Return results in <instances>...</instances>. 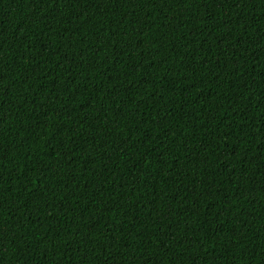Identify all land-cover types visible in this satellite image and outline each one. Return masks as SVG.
<instances>
[{"label":"trees","instance_id":"1","mask_svg":"<svg viewBox=\"0 0 264 264\" xmlns=\"http://www.w3.org/2000/svg\"><path fill=\"white\" fill-rule=\"evenodd\" d=\"M0 264H264V0H0Z\"/></svg>","mask_w":264,"mask_h":264}]
</instances>
